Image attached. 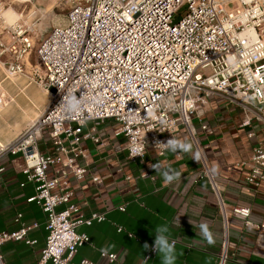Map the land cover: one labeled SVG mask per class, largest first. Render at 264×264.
I'll use <instances>...</instances> for the list:
<instances>
[{"label": "built area", "instance_id": "1", "mask_svg": "<svg viewBox=\"0 0 264 264\" xmlns=\"http://www.w3.org/2000/svg\"><path fill=\"white\" fill-rule=\"evenodd\" d=\"M68 2L65 21L38 36L36 23L26 20L29 12L25 8L15 5L25 16L8 22L4 16L8 4L0 0V64L8 77L24 75L27 60L36 51L38 65L29 78L50 96L39 117L9 144L0 145V172L5 170L3 157L20 156L21 172L27 181L36 183V192L27 201L37 203L46 214L48 235L40 264H97L89 259L76 263L72 258L90 242L88 234L78 228L102 222L106 216L82 214L73 201L75 191L68 176L77 181L86 177L88 168L81 160L87 157V150L82 142H100L97 126L107 120L114 123L113 135L125 139L130 161H143L148 147L164 154L163 145H155L156 140L188 136L200 153L201 174L216 194L227 223L224 188L200 137V132L212 134L214 130L205 123L196 126L194 120L205 115L211 99L239 106L243 125L257 122L264 126L263 1ZM60 88L77 96L85 92L86 124L57 108ZM88 122L94 127L85 132ZM45 136L53 145L52 152L39 148ZM132 142L143 149L142 156H131ZM92 180L98 183L101 178L93 176ZM245 181L264 191V137H259L249 157ZM61 205L66 207L58 209ZM231 211L252 224L250 206H233ZM36 226L24 224L17 231L0 233V246L9 240L33 244L28 232ZM154 254L150 250L142 264H151ZM101 255L111 263L118 258L110 252ZM225 260L224 252L219 264Z\"/></svg>", "mask_w": 264, "mask_h": 264}, {"label": "crops", "instance_id": "2", "mask_svg": "<svg viewBox=\"0 0 264 264\" xmlns=\"http://www.w3.org/2000/svg\"><path fill=\"white\" fill-rule=\"evenodd\" d=\"M32 60L33 55L26 63L32 66L27 65V72L31 74ZM18 81L6 78L0 64V145L17 138L49 104V95L37 83L33 84L32 79L29 84L26 79ZM32 86L34 94L28 92ZM243 120L244 113L239 106L211 99L205 115L194 120L196 126L205 123L214 130L212 134L200 132V137L209 164L224 188L227 223L216 194L202 176L200 162L193 159V153L165 151L160 155L148 147L143 161H130L125 139L113 135L114 123L107 120L98 125L100 142L92 139L82 142L87 150V157L81 160L88 168L86 177L77 181L69 175L68 179L75 191L73 201L80 205L82 214L100 212L106 219L78 228L79 232L88 234L90 242L78 249L72 261L142 264L151 250H145L144 243L152 245L156 228L166 224L169 239L176 241L175 264H219L224 252V264H263L264 191L248 185L245 178L253 148L259 137H264V126L257 122L245 126ZM92 127L94 123L88 122L84 131ZM252 133L254 135H250ZM184 140L191 142L186 135ZM39 148L49 152L54 149L47 136L39 142ZM193 152H196L194 146ZM156 162L171 167L180 177L166 185L149 167ZM2 163L5 170L0 172V233L17 231L24 224H37L28 232L33 244L9 240L0 246L2 263L40 264L48 235L46 214L37 203L27 201L35 194L36 183L27 181L21 172L20 156H5ZM49 174L55 175L53 169ZM93 176H100L101 181L94 182ZM121 206H125V210H121ZM233 206H250L252 224L233 215ZM65 207L61 205L58 209ZM18 215H21L19 219ZM190 220L195 224L206 221L216 243L208 245ZM102 248L115 253L117 261L111 263L103 257ZM150 263L161 264L160 256L154 254Z\"/></svg>", "mask_w": 264, "mask_h": 264}, {"label": "clouds", "instance_id": "3", "mask_svg": "<svg viewBox=\"0 0 264 264\" xmlns=\"http://www.w3.org/2000/svg\"><path fill=\"white\" fill-rule=\"evenodd\" d=\"M60 94L61 100L58 103L57 108L62 110L63 115L68 118L79 117V122L82 125L86 124L87 120L83 118V109L86 103L85 92H83L80 96H77L76 92L72 90L60 88ZM155 145H163L165 151L172 153H193V159L198 162L200 160V153L198 151L193 152V144L190 141L177 139L171 136V138H169L166 142L156 140ZM129 150L132 157L143 155V149L135 142L130 144ZM149 167L154 169L155 173L163 178V181L166 185L172 183L174 180L180 177L179 172L173 170L171 167L165 166L160 162L150 164ZM213 171H215V169H213ZM190 223H192L195 228H199L198 235H200L208 245H213L216 243L214 234L210 230L206 221H201L200 223L195 224L190 220ZM168 232L169 228L166 224L158 226L155 230V238L152 245H149L147 242H145L143 245L145 250L151 248L152 251H155L160 256L161 264H175L176 260V241L169 239V236L167 235ZM101 253L106 255L107 249L102 248Z\"/></svg>", "mask_w": 264, "mask_h": 264}, {"label": "rangeland", "instance_id": "4", "mask_svg": "<svg viewBox=\"0 0 264 264\" xmlns=\"http://www.w3.org/2000/svg\"><path fill=\"white\" fill-rule=\"evenodd\" d=\"M3 1H6V3L9 4L12 0H3ZM15 5L16 6L18 5L23 9L25 8L27 13L28 12L30 13L32 10L35 11V13L31 16L29 20L32 21V23H36L35 32L36 34H38V36H40L42 33H46L47 30L49 31V29H51L53 25L63 23L65 21L66 13L69 7V2L68 0H32L31 2L28 3H16ZM35 56H37L36 51L33 52L34 60H32L31 62L33 64V69L31 70V72H34L35 66L38 65ZM39 66L41 69L43 68L41 64H39ZM2 71L5 77L9 79V77L6 74V70L3 66H2ZM21 79H26L28 84L30 82L29 81L30 79L27 76L25 77L24 75L14 77V80H17V83L19 82L18 80ZM33 84L36 83L33 82ZM42 90L46 92L44 89ZM28 92L30 94H34L35 87L34 86L30 87Z\"/></svg>", "mask_w": 264, "mask_h": 264}, {"label": "bare ground", "instance_id": "5", "mask_svg": "<svg viewBox=\"0 0 264 264\" xmlns=\"http://www.w3.org/2000/svg\"><path fill=\"white\" fill-rule=\"evenodd\" d=\"M31 1H32V0H12V1L8 4V7H6L5 10H4V16L6 17L7 21H8V22H14V21L20 19L21 17L25 16V15H22L21 12H18V11L16 10V8H15V4H16V3H28V2H31ZM34 13H35V11L32 10V11L28 14L26 20L28 21ZM41 30H42V29H41ZM27 65H28L30 68L32 67L31 64H30L29 62H28ZM24 76H25V77H26V76H27V77H30V73H28V72L26 71V73L24 74ZM9 78H14V77L11 76V77H9ZM45 91H46V90H45ZM46 93L49 95V92L46 91ZM40 115H41V113H37L36 118L39 117Z\"/></svg>", "mask_w": 264, "mask_h": 264}, {"label": "water", "instance_id": "6", "mask_svg": "<svg viewBox=\"0 0 264 264\" xmlns=\"http://www.w3.org/2000/svg\"><path fill=\"white\" fill-rule=\"evenodd\" d=\"M263 1V3H264V0H262ZM263 37H264V33H263Z\"/></svg>", "mask_w": 264, "mask_h": 264}]
</instances>
